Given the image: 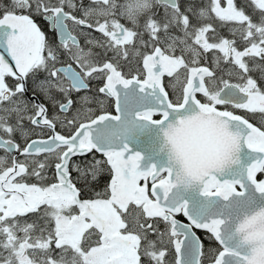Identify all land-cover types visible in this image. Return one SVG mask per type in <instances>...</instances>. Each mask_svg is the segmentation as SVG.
Listing matches in <instances>:
<instances>
[{
  "label": "snow or ice",
  "instance_id": "snow-or-ice-1",
  "mask_svg": "<svg viewBox=\"0 0 264 264\" xmlns=\"http://www.w3.org/2000/svg\"><path fill=\"white\" fill-rule=\"evenodd\" d=\"M0 264H264V0H0Z\"/></svg>",
  "mask_w": 264,
  "mask_h": 264
}]
</instances>
